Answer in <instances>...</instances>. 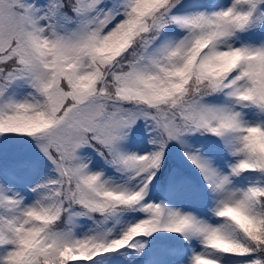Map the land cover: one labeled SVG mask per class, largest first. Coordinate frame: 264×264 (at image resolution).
<instances>
[{"label":"snow or ice","instance_id":"1","mask_svg":"<svg viewBox=\"0 0 264 264\" xmlns=\"http://www.w3.org/2000/svg\"><path fill=\"white\" fill-rule=\"evenodd\" d=\"M0 264H264V0H0Z\"/></svg>","mask_w":264,"mask_h":264}]
</instances>
